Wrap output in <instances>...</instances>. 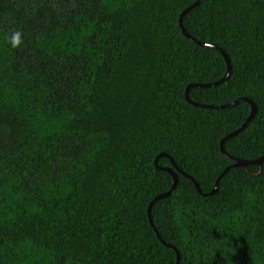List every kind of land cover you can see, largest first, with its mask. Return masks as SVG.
<instances>
[{"label":"trees","instance_id":"16d2710c","mask_svg":"<svg viewBox=\"0 0 264 264\" xmlns=\"http://www.w3.org/2000/svg\"><path fill=\"white\" fill-rule=\"evenodd\" d=\"M197 1L0 0V264H177L156 229L180 264H264V165L209 196L182 173L211 193L235 163L223 139L252 113L186 99L228 72L180 27ZM185 26L233 66L192 98L252 99L225 147L264 156V0H204Z\"/></svg>","mask_w":264,"mask_h":264},{"label":"water","instance_id":"95a60500","mask_svg":"<svg viewBox=\"0 0 264 264\" xmlns=\"http://www.w3.org/2000/svg\"><path fill=\"white\" fill-rule=\"evenodd\" d=\"M204 0H198L195 4H193L192 6L188 7L183 13L182 15L180 16V19H179V24H180V27L183 31V33L191 40H193L194 42H196L197 44L201 45V46H206V47H211V48H216V49H219L223 55L225 56L227 62H228V72L226 74V76L217 81V82H214V83H192L188 86L187 88V91H186V99L187 101L194 105V106H198V107H203V108H208V109H227V108H231V107H234L238 104H240L241 102H248L252 105V113L249 117V119L247 120V122L240 128L238 129L237 131L229 134L225 139H223L222 143H221V149H222V152L223 153H226L228 155V157H230L231 159H233L235 161V163L233 165H231L230 167H228L224 173L219 177L217 183H216V186L214 188V190L209 193V194H206L203 189L201 188L200 184L197 182V180L195 178H193L191 175L187 174V173H184L182 172L185 176L191 178L199 192L204 195V196H209V195H216L218 192H219V186H220V182L221 180L223 179V177L230 171L231 168H234V167H248L249 165H259L260 167H263L264 165V156L258 158V159H255V160H247V159H241V158H237L235 156H233L232 154L228 153V151L226 150V147H225V144L227 142L228 139L238 135L241 131H243L247 126L248 124L255 118L257 112H258V107L256 105V103L248 98V97H242L236 101H234L233 103H230V104H227V105H211V104H204V103H200V102H197L195 101L192 96H191V90L195 87H199V88H202V87H210V86H217L221 83H223L224 81L228 80L231 75H232V72H233V66H232V61H231V58L230 56L226 53V51L224 49H222L220 46L216 45V44H211V43H205L203 41H200L198 40L197 38H195L194 36H192L186 26H185V17L186 15L191 12L194 8H196L197 6H199ZM162 157H169L172 162L174 163L175 167L178 168V166L176 165L175 163V160L170 156L168 155L167 153H162L161 155H159L157 158H156V165L162 169V170H166L168 172H170L173 176V179H174V183H173V189H176L179 182H180V176L178 174L177 171H175V169L171 168V167H161L159 165V160L162 158ZM172 190L167 192V193H163V194H160L158 195L157 197H155V199L150 203V206H149V209H148V214H149V218H150V221H151V224L154 228L155 227V223H154V220H153V217H152V212H153V208H154V205L164 199V198H168L169 196H171L172 194ZM157 233H158V236L159 238L164 242L165 245H167L168 247L172 248V249H175L178 253V262L177 264H180L181 260H182V256L180 254V252L178 251L177 247L174 246L173 244L171 243H167L161 236V234L159 233V231L156 229Z\"/></svg>","mask_w":264,"mask_h":264},{"label":"clouds","instance_id":"9594fccd","mask_svg":"<svg viewBox=\"0 0 264 264\" xmlns=\"http://www.w3.org/2000/svg\"><path fill=\"white\" fill-rule=\"evenodd\" d=\"M8 43L11 48L16 49L19 48L23 44V33L19 30H15L11 33L9 37H7Z\"/></svg>","mask_w":264,"mask_h":264}]
</instances>
